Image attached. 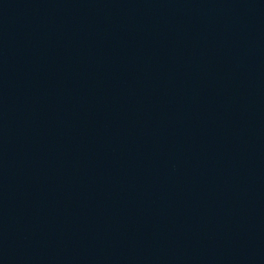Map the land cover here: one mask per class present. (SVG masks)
<instances>
[{
	"label": "water",
	"instance_id": "obj_1",
	"mask_svg": "<svg viewBox=\"0 0 264 264\" xmlns=\"http://www.w3.org/2000/svg\"><path fill=\"white\" fill-rule=\"evenodd\" d=\"M0 264H264V0H0Z\"/></svg>",
	"mask_w": 264,
	"mask_h": 264
}]
</instances>
